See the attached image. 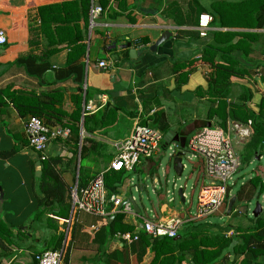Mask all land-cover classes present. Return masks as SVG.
Instances as JSON below:
<instances>
[{
	"label": "crops",
	"instance_id": "crops-1",
	"mask_svg": "<svg viewBox=\"0 0 264 264\" xmlns=\"http://www.w3.org/2000/svg\"><path fill=\"white\" fill-rule=\"evenodd\" d=\"M93 4L103 9L94 20L90 14ZM42 8L46 10L41 12ZM204 13L210 14L213 22L208 36L201 38L198 20ZM0 30L8 40L0 46V264H37V254L46 248L52 251L61 235L65 237L63 248L69 249V264H118L110 258L130 245L121 247L109 235L101 248L94 242V232L114 217L84 214L92 218L84 216L79 231L75 216L82 213L74 211L73 192L107 172L118 154L117 146L129 139L138 124L162 133L161 149L170 131L187 138V144L194 134L215 126L230 133L243 164L244 149L254 134L253 120L243 123L231 119L230 110L236 105L251 116H258L261 110L264 0H90L88 5L84 0H0ZM167 32L169 39L151 51ZM30 55L50 65L43 77L29 75L18 63ZM103 61L107 68L100 67ZM70 65L83 66L82 94L73 76L56 78ZM216 65L235 72L223 99L208 92ZM90 104L95 112L86 111ZM34 111L49 113L48 123L43 116L49 127L71 132L68 138L49 144L44 161L29 146L25 134V124ZM161 116L169 128L167 133L161 130ZM85 118L92 133L84 128ZM233 123L248 130L250 136L231 132ZM122 125L125 127L119 132ZM76 128L80 129L79 139L73 133ZM83 147L84 160L99 166V171L87 168L94 174L84 176L79 185ZM170 148L177 149L179 144L174 142ZM159 154L141 162L144 172L151 173ZM259 158H264V148L255 159ZM50 160L59 162L57 170L71 196L68 220L49 213L40 216L41 174L44 163ZM123 173L125 179L130 176ZM159 185L157 194L162 198L165 187ZM256 195L253 189L249 198ZM184 197L186 200L185 191ZM262 199L259 216L264 214V195ZM253 212L242 225H231L227 237L239 236L240 229L254 228ZM154 214L164 221L186 215L171 211L165 204ZM235 215L245 214L238 208ZM210 219L204 222L212 223ZM124 223L133 227L137 223L141 228L142 220L124 217ZM152 258L151 252L142 260L129 254L126 261L150 264ZM261 261L264 264V257Z\"/></svg>",
	"mask_w": 264,
	"mask_h": 264
},
{
	"label": "trees",
	"instance_id": "trees-1",
	"mask_svg": "<svg viewBox=\"0 0 264 264\" xmlns=\"http://www.w3.org/2000/svg\"><path fill=\"white\" fill-rule=\"evenodd\" d=\"M89 1L90 0H84L86 5L89 4ZM45 10L46 8H42L40 11L44 12ZM46 28L47 27L43 24V29L46 30ZM81 50H83L82 47ZM203 60H206V54L204 55ZM18 63L25 67L29 75L36 77H43V75L51 68L49 64L34 58L32 55L19 59ZM74 67L75 66L70 65L61 72H58L56 78L57 80H64L73 76L78 84V90L81 91L82 94L84 90L83 66L81 65V68ZM232 74H235V72L230 68L216 65L215 73L209 79L208 92L213 95V97L223 99V97L227 95L229 81ZM63 75L65 76L63 77ZM220 103H222V100ZM223 106H226V104L223 103ZM240 110L239 106L235 105L232 107L230 110V118L237 119L243 123H247L249 119L253 120L254 134L245 147V153L242 157V163L250 164L256 158V155H259L260 150L264 148V100L261 104V110L258 116H251ZM48 114L45 112L34 111L31 113L32 116L30 117L35 116L43 120L44 116L48 123L51 121ZM225 120H227V117L224 116V121ZM160 123L161 130L164 133H167L169 128L163 116L160 117ZM89 124L90 122L88 118H85L84 128L87 132L92 133ZM73 131L76 139H79L80 129L76 128ZM85 141L88 140L84 139V142ZM85 151L86 150L83 147L81 151L82 162L84 161ZM82 162L80 166L81 176H79V185L83 178V172L86 171ZM58 165L59 162L57 160L47 161L43 165L41 174V191L43 197L38 201V208L40 210V216L49 213L59 219L68 220L71 216L72 201L71 196L67 194L68 190L66 185L57 170ZM104 178L108 199L119 195L118 188L125 181L124 173L107 170V172H104ZM249 183L256 190V194L263 197L264 176L257 174L249 181ZM173 191L177 192L175 190ZM240 194L239 196L241 197L242 194ZM235 206L236 204L234 205L232 214H235ZM227 207L228 204L224 210L226 215ZM75 217L79 218L78 215ZM124 217V215H117L114 217L113 222L107 221L105 227H101L94 232V242H97L100 248L106 244L109 238L108 235L113 238L117 233L134 232L135 227L125 224ZM252 220L254 221V228L246 230L240 229L238 230L239 236L235 235L232 237H227V233L231 229L230 226L222 228V226L217 223L204 222L206 220L195 221L201 222V224L195 222H190L188 223L189 225L186 224L183 228V230L185 228L186 230L183 232L181 230L179 232V238L161 237L154 239L143 234L139 241L130 245L129 249L126 248L121 252H115L110 259L116 260L118 264H127L126 260L129 254H136L138 258L142 260L148 252H151L153 258L150 264H182L185 261H189L190 264H263L261 260L264 257V214L256 219L253 218ZM56 239L58 240L52 251H63V263L69 264V249L63 248V242L65 239L64 235H61ZM49 250L50 249L46 248V251ZM39 254L41 253H38L37 255ZM232 257L234 258L233 261H231Z\"/></svg>",
	"mask_w": 264,
	"mask_h": 264
},
{
	"label": "built area",
	"instance_id": "built-area-1",
	"mask_svg": "<svg viewBox=\"0 0 264 264\" xmlns=\"http://www.w3.org/2000/svg\"><path fill=\"white\" fill-rule=\"evenodd\" d=\"M103 13V9L95 4L91 8V18L94 20ZM213 17L210 14H201L198 20V32L201 38H206L211 30ZM8 43L4 30H0V46ZM100 67L107 68L106 62H100ZM97 109L90 104L86 107L89 113ZM230 131L241 137H249L248 130L237 123L230 126ZM25 134L29 146L41 156L44 161L47 159L46 150L49 144L57 139H66L71 135L67 128L49 127L38 117H30L25 124ZM163 141L162 133L150 125H136L131 136L125 142L117 146L118 154L111 163L108 170L114 172H135L141 161L153 159ZM190 151L191 159H201L205 176L212 180L210 186L201 188L198 197V207L194 215L186 214L183 218H170L160 220L151 211V218L137 215L131 204H125L120 196L108 199L104 173L95 177L89 185L84 188H77L73 192L74 211L98 218H110L117 215H124L127 218L142 220L143 228L135 223L134 232L117 233L115 239L121 247L131 245L139 241L141 235L150 238H177L184 225L189 222L202 221L217 215L224 207L229 193L228 183L241 167L240 160L234 147L230 133L222 129L205 128L194 134L188 140L186 148ZM173 157L175 149H169ZM187 156V152L185 151ZM187 169L184 164V170ZM168 194H172L168 191ZM170 202H174L171 198ZM37 264H63L62 251H46L36 256Z\"/></svg>",
	"mask_w": 264,
	"mask_h": 264
},
{
	"label": "rangeland",
	"instance_id": "rangeland-1",
	"mask_svg": "<svg viewBox=\"0 0 264 264\" xmlns=\"http://www.w3.org/2000/svg\"><path fill=\"white\" fill-rule=\"evenodd\" d=\"M124 127L125 125H122L119 129V132ZM212 129H215V126H212ZM185 151L187 152V156L184 158V163L186 164L187 169L184 171L182 178H176L173 172V160L169 157L171 154L170 150L168 148L167 150L159 148L158 154H160L157 156L159 159L157 160L156 165L150 174L144 172L142 165L138 164L136 171L131 172L130 176L126 178L124 183L120 186L121 189L119 194L122 198L127 199L130 196L135 198L136 203L141 209V217L147 216L151 218V211L154 212V210H158L159 207L164 204L167 205L171 211L177 212L179 214H195L198 207V197L200 190L204 186H210L212 180L205 176L201 159H191L190 151L188 149H185ZM141 162H144V160ZM82 165L84 168H86V171L83 172L82 177L90 176L94 174L93 170L97 171L99 169V166L88 164L85 160L82 162ZM87 168L93 169L92 172L87 171ZM261 173H264V158L261 160L254 159V161H252L250 164L243 163L238 172L228 183V199L223 209L217 215L211 217L210 221L221 226H231L237 224L242 225L247 218V214L251 215L255 209L256 203H263L262 196L256 195L249 198L254 189H252L253 186L249 183V180L257 174L261 175ZM74 177H77V173H75ZM176 179H178L176 182L177 186L179 188L183 187L185 193L187 194L185 204L181 202L177 192L173 191V185ZM155 181H158L165 187V192L163 193L162 198H160L157 194V191L160 189V185H156ZM166 181L168 183H166ZM249 185L251 188H249ZM135 186H137V189H135ZM138 186L144 187L142 193H139ZM167 190L171 191L172 194H168ZM237 196L238 202L235 206V213L239 208L240 211H242L245 215L237 218V215L233 213L230 217H227V215L224 213L225 207L231 198H237ZM171 198L175 199V201L170 202ZM239 198L242 200H239ZM84 216L92 218L84 214L80 215L79 223L77 225L79 231H81V220H83Z\"/></svg>",
	"mask_w": 264,
	"mask_h": 264
},
{
	"label": "water",
	"instance_id": "water-1",
	"mask_svg": "<svg viewBox=\"0 0 264 264\" xmlns=\"http://www.w3.org/2000/svg\"><path fill=\"white\" fill-rule=\"evenodd\" d=\"M169 36H170V34L168 32L164 33L162 38H161V40L158 41L157 44L153 48H151V51H155L160 44L166 42L169 39ZM164 142H165V146H164L165 150H167V148L171 144H173L174 142L179 144V148L175 149V153H174L173 157H170V156L169 157L172 158V160H173V172H174L176 178H182L183 174H184V164H185L184 163V158L186 157L185 156L186 155L185 148H186L187 138L180 137L175 132L170 131L165 136ZM258 160H260V158ZM177 180L178 179H176L174 181V185H173L174 186L173 190H175V191L178 188V186L176 184ZM166 183H168V182L166 181ZM155 184L158 185L159 184L158 181H155ZM136 188H137V186H136ZM143 190H144L143 186L142 187L141 186L138 187L139 193H142ZM177 195L180 198L181 202L183 204H185L186 200H185V197H184V188L183 187L178 188ZM236 201H237L236 197H233V198H231L229 200L228 207H227V216L228 217H230V215L232 214V211H233L234 205L236 204ZM124 203L125 204L130 203L132 208H133V210H134V212L137 215L141 214V209L139 208V206L136 203L135 198L133 196H130ZM261 211H262L261 203L257 202L255 210L253 212L254 217L257 218L260 215ZM142 228H143V226L141 225V229Z\"/></svg>",
	"mask_w": 264,
	"mask_h": 264
},
{
	"label": "bare ground",
	"instance_id": "bare-ground-1",
	"mask_svg": "<svg viewBox=\"0 0 264 264\" xmlns=\"http://www.w3.org/2000/svg\"><path fill=\"white\" fill-rule=\"evenodd\" d=\"M189 140V139H188ZM235 212V211H234ZM204 221V220H203Z\"/></svg>",
	"mask_w": 264,
	"mask_h": 264
}]
</instances>
